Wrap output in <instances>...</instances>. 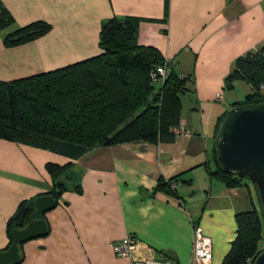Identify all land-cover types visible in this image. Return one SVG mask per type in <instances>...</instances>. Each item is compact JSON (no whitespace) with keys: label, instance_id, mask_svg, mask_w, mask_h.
Returning <instances> with one entry per match:
<instances>
[{"label":"crops","instance_id":"0c3cea01","mask_svg":"<svg viewBox=\"0 0 264 264\" xmlns=\"http://www.w3.org/2000/svg\"><path fill=\"white\" fill-rule=\"evenodd\" d=\"M14 28L42 20L44 37L5 48L0 32V81L49 72L100 54L101 25L110 18L138 19L137 43L156 48L178 74L188 76L180 120L187 135L170 144L130 142L99 146L77 160L0 139V251L18 204L51 191L47 163L71 161L80 192L66 190L44 215L48 233L22 244L20 264H131L112 243L135 237L171 264H188L193 230L212 244V264L235 237V215L257 208L250 185L227 189L210 179L217 119L242 100L230 97L224 79L237 57L264 45V0H0ZM234 83V88L237 83ZM244 83V82H242ZM246 84V83H245ZM247 85V84H246ZM246 87V95L251 92ZM231 90V91H233ZM218 95L221 98H218ZM184 173L172 184L179 198L152 195L159 178ZM225 253V254H224ZM222 257V259H223ZM221 259V261H222ZM221 263V262H220Z\"/></svg>","mask_w":264,"mask_h":264},{"label":"trees","instance_id":"16d2710c","mask_svg":"<svg viewBox=\"0 0 264 264\" xmlns=\"http://www.w3.org/2000/svg\"><path fill=\"white\" fill-rule=\"evenodd\" d=\"M14 25L13 18L0 3V32L11 29L2 37L5 48L31 43L52 28L42 20L21 27ZM137 26L138 19L132 17L110 18L100 28V54L49 72L0 81V139L49 150L71 161L99 146L173 143L176 135L170 128L180 121V96L187 90L188 76L180 78L181 74L168 65L156 48L138 45ZM159 66L165 67L166 77L163 82L155 83L150 73ZM237 81L249 85L251 92L233 106L264 103V45L235 59L224 79L225 90H233ZM225 115L217 119L214 139ZM71 161L64 165L46 164L53 187L45 195L53 198L55 206L66 190L80 192L78 182L73 183L69 176L73 168ZM201 166L206 168L210 179L227 189L253 187L260 210L252 208L235 215V237L220 263L253 264L264 251L259 248L264 213L257 188L245 178L222 171L215 145L211 164ZM183 174L167 180L159 178L152 195L164 192L179 198L172 184L178 180L191 184V180H181ZM35 198L21 201L8 219V243L1 251L12 244V230L22 229L32 220L44 219L45 213H39L34 206ZM22 244H19L20 259L15 264L23 261ZM156 252L163 261L176 260L171 253Z\"/></svg>","mask_w":264,"mask_h":264},{"label":"water","instance_id":"95a60500","mask_svg":"<svg viewBox=\"0 0 264 264\" xmlns=\"http://www.w3.org/2000/svg\"><path fill=\"white\" fill-rule=\"evenodd\" d=\"M217 161L223 172L245 178L255 185L264 213V103L231 107L221 121L214 139ZM39 213L55 206L50 195L35 198ZM44 219H35L11 232L12 244L0 251V264H15L20 259L19 244L46 235ZM253 264H264V251Z\"/></svg>","mask_w":264,"mask_h":264},{"label":"built area","instance_id":"2783aa9c","mask_svg":"<svg viewBox=\"0 0 264 264\" xmlns=\"http://www.w3.org/2000/svg\"><path fill=\"white\" fill-rule=\"evenodd\" d=\"M153 82L160 83L166 77L165 67L159 66L150 73ZM179 77H183L179 75ZM218 98H221L218 95ZM170 132L174 135H187L189 132L185 129V123H179L170 128ZM140 242L133 236H125L112 243L111 248L117 257L129 258L131 264H171L170 261L159 260L155 257V253L149 247L140 246ZM212 263V244L199 227H194L193 242L191 256L188 264H211Z\"/></svg>","mask_w":264,"mask_h":264},{"label":"rangeland","instance_id":"374dc122","mask_svg":"<svg viewBox=\"0 0 264 264\" xmlns=\"http://www.w3.org/2000/svg\"><path fill=\"white\" fill-rule=\"evenodd\" d=\"M246 87H248V86L245 83L240 82V83L236 84L235 89L233 91H226V93H227L226 95H228V97H229L228 102L229 103L231 102L230 97L236 98V100H243L245 97V94H246ZM252 189H253V187H252ZM255 201H256L255 204H256L257 209L260 210V205H259L258 201L257 200H255ZM259 248H264V231H263V238L259 243ZM222 257H220L217 260L215 259L213 264H220Z\"/></svg>","mask_w":264,"mask_h":264}]
</instances>
